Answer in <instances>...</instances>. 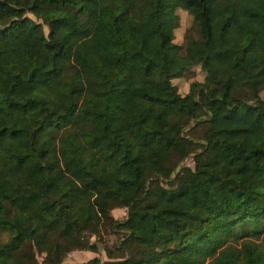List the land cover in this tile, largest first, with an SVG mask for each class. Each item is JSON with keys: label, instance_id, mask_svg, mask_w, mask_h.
Here are the masks:
<instances>
[{"label": "trees", "instance_id": "1", "mask_svg": "<svg viewBox=\"0 0 264 264\" xmlns=\"http://www.w3.org/2000/svg\"><path fill=\"white\" fill-rule=\"evenodd\" d=\"M263 93L264 0H0V264H260Z\"/></svg>", "mask_w": 264, "mask_h": 264}, {"label": "rangeland", "instance_id": "2", "mask_svg": "<svg viewBox=\"0 0 264 264\" xmlns=\"http://www.w3.org/2000/svg\"><path fill=\"white\" fill-rule=\"evenodd\" d=\"M181 19V27L175 32V43L182 47L183 54L187 53L189 49V56L191 58L196 57L197 55H201L205 57L207 52L205 50H201L197 52L195 49L190 48V43L192 41H198L200 39L198 28L194 25L193 18L186 12H179ZM48 33V29L46 28ZM232 60L223 59L219 63L214 65L215 75L217 78L222 80H231L232 79ZM172 66L175 69H178V65L174 63L172 60ZM206 79V73L203 72L199 65L195 66L191 71L184 74L183 77L175 81V85L178 87L179 92L182 95H186L191 86L194 83H204ZM264 98V93L262 94ZM176 108H173V110ZM184 165L194 168L195 163L192 158H189L184 161ZM111 215L115 220L123 221L127 218V210L126 209H115L112 211ZM102 235L100 240H96V238L92 239L93 243H98L100 247V252L98 254L82 251L80 249H75L72 251L64 264H87L89 261L98 258L102 263L109 262L110 259L108 257L107 252L112 251L115 258H119L122 253L117 249L121 246L122 234H116L111 229L107 228L102 231ZM259 263L264 264V255L262 253L259 254ZM43 260L40 259V262Z\"/></svg>", "mask_w": 264, "mask_h": 264}]
</instances>
